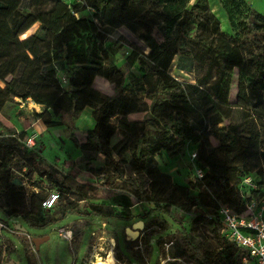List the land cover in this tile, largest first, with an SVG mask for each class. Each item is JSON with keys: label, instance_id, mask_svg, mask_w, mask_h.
<instances>
[{"label": "trees", "instance_id": "obj_1", "mask_svg": "<svg viewBox=\"0 0 264 264\" xmlns=\"http://www.w3.org/2000/svg\"><path fill=\"white\" fill-rule=\"evenodd\" d=\"M57 1L0 0V112L15 98L23 102L30 99L41 107L44 125L54 127L60 123L54 116L68 113L77 117L84 107L92 108L96 113L93 127L78 138L72 137L73 143L85 155H104L115 177L130 187L137 200L151 204L150 212H161L179 225L191 206L190 186L161 172L156 156L165 151L173 157L185 144L196 145L190 171L193 175V168L199 167L203 176L198 179L193 175L192 188L199 199L207 198L212 204L206 217L217 249L206 251L188 231L185 245L197 264H241L246 251L222 233L216 210L227 204L241 214L245 210L243 195H264V14L246 0H220L234 30L228 36L220 30L207 0H78L70 5L71 12L81 15L86 8L95 10L102 32L93 42L88 41V59L73 67L64 58L68 35L58 31L51 38L44 37L48 30L41 22L44 8ZM37 23L30 35L20 38ZM123 26H134L150 50L177 40L203 51L205 59L197 83H188L172 77L162 58L152 62L132 47L128 57L140 63L137 81L146 91V100L139 129L126 132L115 126L113 118L131 114L137 107V96L127 90L121 68L113 61H103L97 40ZM65 29L80 35L73 22ZM58 70L67 71L65 82L57 76ZM96 78L112 84L115 93L96 89ZM155 109L158 116L153 114ZM126 144L130 148L129 174L119 168L113 156ZM0 155V168H4L0 190L19 197L18 205L4 208L0 204L7 219L18 216L26 226L40 229L62 221L68 213L132 217L123 211L104 212L90 204L86 192L61 178L57 168L28 149L20 134L0 132ZM12 157L20 162L16 170L25 169L26 174L34 172L44 178L58 191L57 197L68 199L65 204L46 208L42 205L45 199L35 203L37 194L27 198L21 188L12 185L5 166ZM246 177L255 188L243 183ZM72 196L83 202L82 208L73 204ZM134 196L118 192L115 203L129 209L137 201ZM202 219L199 216L194 222ZM171 254L177 258L183 250Z\"/></svg>", "mask_w": 264, "mask_h": 264}, {"label": "rangeland", "instance_id": "obj_2", "mask_svg": "<svg viewBox=\"0 0 264 264\" xmlns=\"http://www.w3.org/2000/svg\"><path fill=\"white\" fill-rule=\"evenodd\" d=\"M78 0H59L50 3L44 8L45 14L41 22L48 25L44 34L45 38L64 31L69 42L64 58L69 60L73 67L85 62L87 57L88 41L93 42L98 33L102 32L96 21L95 10L86 8L82 14L74 15L70 5ZM194 1V0H193ZM210 11L218 20L220 30L226 35H233L227 15L224 12L220 0H207ZM73 22L80 30L77 35L65 29V25ZM38 23L29 29L20 38L24 39L37 27ZM134 26H123L117 30L107 31L103 38L98 37V53L103 55L105 63L113 61L125 75V86L131 94H136L137 107L127 116L113 118L115 126L123 132L138 130L144 113V101L146 91L137 81L141 75L140 63L129 60L132 47H137L152 62L162 58L168 66L169 74L181 81L197 83L202 74V65L205 61L204 52L193 49L188 44L173 40L163 48L150 50L139 38V31ZM141 55V54H140ZM72 67V68H73ZM57 76L63 80L67 76L66 70H58ZM94 87L101 92L114 94L115 88L103 78H96ZM235 92L233 85L232 96ZM42 109L30 99L23 102L15 98L8 102L0 112V132L3 134H20L22 141L33 137L34 145L28 147L36 152L45 162L54 166L59 171L60 177H66L67 181L86 192L87 201L99 206L104 212L131 214L130 219H121L114 216L102 217L96 215L78 216L68 213L66 217L55 224L45 228H30L20 217L7 219L0 211V264H95L98 257H113V264H197L190 255L185 245V231L206 251L217 249V245L211 235V225L206 214L211 212L212 204L206 198L199 199L197 192L192 188L194 178L190 171V154L196 145L185 144L182 150L170 157L165 151L156 156V164L161 172L169 174L171 179L178 184L190 186L189 210L183 214V225L172 221L165 214L151 211V204L137 200L130 187L115 177L113 166L107 163L104 155L90 153L83 154L72 137H80V134L93 127L95 111L86 106L73 116L63 113L59 125L46 127L40 118ZM154 115H159L155 109ZM151 135V132H146ZM81 142V139H79ZM119 168L126 174L130 173L129 159L130 148L126 144L117 153L113 154ZM1 158V155H0ZM20 162L17 157H12L5 162L8 168L10 183L21 188L28 198L31 194H37L35 203L50 198L58 191L44 178L36 173H25V169L18 171L15 166ZM4 168H0V175ZM15 180L16 184L12 181ZM39 182L40 186L32 182ZM128 193L137 200L129 209H123L117 205L115 194ZM18 196L4 193L0 190V204L4 208L18 205ZM68 199L56 197L51 207L65 204ZM73 204L82 208L83 202L77 196L70 197ZM149 212L148 215L144 213ZM202 216V220L195 223V218ZM7 219L6 222L1 220ZM138 220L143 222L141 229H133L132 224ZM20 223L26 228L21 231L15 228ZM184 228V229H183ZM46 237L39 243L38 248L32 241L33 238ZM183 250L182 256L173 258L171 252ZM119 256V257H118Z\"/></svg>", "mask_w": 264, "mask_h": 264}, {"label": "built area", "instance_id": "obj_3", "mask_svg": "<svg viewBox=\"0 0 264 264\" xmlns=\"http://www.w3.org/2000/svg\"><path fill=\"white\" fill-rule=\"evenodd\" d=\"M65 82V79H63ZM27 147L34 145L33 137L23 141ZM195 150L190 154V159L195 158ZM193 175L196 178L203 176V170L199 167L193 168ZM246 185L255 188L250 177L243 180ZM57 195L53 194L45 199L42 205L51 207ZM245 198V210L241 214L234 213L227 204L218 206L216 212L222 225V233L225 237L245 249L246 254L241 264H264V195L254 197L243 195Z\"/></svg>", "mask_w": 264, "mask_h": 264}, {"label": "water", "instance_id": "obj_4", "mask_svg": "<svg viewBox=\"0 0 264 264\" xmlns=\"http://www.w3.org/2000/svg\"><path fill=\"white\" fill-rule=\"evenodd\" d=\"M12 182H13L14 184H16V181H15V180H13ZM1 220H2L3 222H6V221H7L6 219H2V218H1ZM142 227H143V222H142L141 220H138V221H136V222H134V223L132 224V228H133V229H141ZM15 228L18 229V230H21V231H25V230H26V228H25L24 226H22L20 223H16V224H15ZM45 239H46V237L33 238L32 241H33V243H34V245H35V248L37 249L38 246H39V243L42 242V241L45 240ZM9 264H13V263H9Z\"/></svg>", "mask_w": 264, "mask_h": 264}, {"label": "crops", "instance_id": "obj_5", "mask_svg": "<svg viewBox=\"0 0 264 264\" xmlns=\"http://www.w3.org/2000/svg\"><path fill=\"white\" fill-rule=\"evenodd\" d=\"M246 1L251 5V7L255 11L264 14V0H246Z\"/></svg>", "mask_w": 264, "mask_h": 264}, {"label": "bare ground", "instance_id": "obj_6", "mask_svg": "<svg viewBox=\"0 0 264 264\" xmlns=\"http://www.w3.org/2000/svg\"><path fill=\"white\" fill-rule=\"evenodd\" d=\"M95 264H113V257L110 255L107 258L98 257L95 260Z\"/></svg>", "mask_w": 264, "mask_h": 264}]
</instances>
